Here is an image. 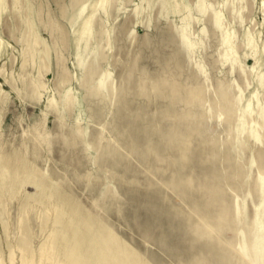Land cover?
<instances>
[{"label":"rangeland","instance_id":"374dc122","mask_svg":"<svg viewBox=\"0 0 264 264\" xmlns=\"http://www.w3.org/2000/svg\"><path fill=\"white\" fill-rule=\"evenodd\" d=\"M0 264H264V0H0Z\"/></svg>","mask_w":264,"mask_h":264},{"label":"water","instance_id":"95a60500","mask_svg":"<svg viewBox=\"0 0 264 264\" xmlns=\"http://www.w3.org/2000/svg\"><path fill=\"white\" fill-rule=\"evenodd\" d=\"M97 249L99 250V248L97 247ZM92 250V253L94 254V252H97L98 250ZM101 249V248H100ZM72 252H74V249H73V251ZM79 254H80V260H84V261H86L87 262V260H89V254L87 253V252H85L84 250H82V251H77ZM74 257H76V255H74V253L72 254ZM94 256V255H93ZM98 258H100V256H98ZM97 258V259H98Z\"/></svg>","mask_w":264,"mask_h":264}]
</instances>
